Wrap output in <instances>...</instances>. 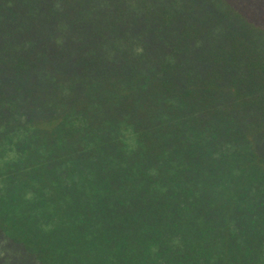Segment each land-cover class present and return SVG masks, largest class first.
<instances>
[{
    "label": "trees",
    "instance_id": "16d2710c",
    "mask_svg": "<svg viewBox=\"0 0 264 264\" xmlns=\"http://www.w3.org/2000/svg\"><path fill=\"white\" fill-rule=\"evenodd\" d=\"M0 264H264V0H0Z\"/></svg>",
    "mask_w": 264,
    "mask_h": 264
},
{
    "label": "rangeland",
    "instance_id": "374dc122",
    "mask_svg": "<svg viewBox=\"0 0 264 264\" xmlns=\"http://www.w3.org/2000/svg\"><path fill=\"white\" fill-rule=\"evenodd\" d=\"M22 140H24V139H22V137L20 136V134L18 135V134H15V135H13L12 136V141H13V143H10V142H7V141H4V142H6L5 144H4V146H20V142L22 141ZM19 144V145H18ZM244 144L245 145H247V146H250V145H252V143H247V142H244ZM129 145L130 146H137V143H136V141H135V139H130L129 140ZM21 146H27L26 144H23V145H21ZM230 146H236L235 144L234 145H230Z\"/></svg>",
    "mask_w": 264,
    "mask_h": 264
}]
</instances>
